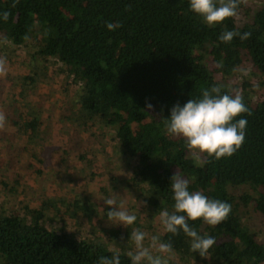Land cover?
Segmentation results:
<instances>
[{
  "label": "trees",
  "instance_id": "1",
  "mask_svg": "<svg viewBox=\"0 0 264 264\" xmlns=\"http://www.w3.org/2000/svg\"><path fill=\"white\" fill-rule=\"evenodd\" d=\"M240 9L245 15L249 11L243 2ZM117 22L121 27L107 29V23ZM225 31L251 35L223 43L219 36ZM0 35L15 46L33 38L31 56L58 64L77 86L76 123L113 131L119 152L135 162V176L145 185L143 200L154 211H174L171 177L176 172L189 181L190 192L231 205L228 219L215 227L202 219L188 221L202 237L216 239L207 258L191 251V238L182 230L173 235L163 229L159 242L201 258L202 264H264V243L238 213L241 202L264 217V99L251 100L242 84L239 93L251 113L237 117L247 120L245 141L231 157L201 154L202 166L183 137L167 132L164 121L174 105L200 99L204 89L220 86L222 94H234L216 74L231 76L244 60L264 83V7L239 25L232 17L209 27L190 10V0H0ZM39 124L34 115L18 122L25 132L37 131ZM239 186L262 192L235 198L230 189ZM74 203L89 218L88 206ZM43 214L32 209L27 219L0 216V264H98L100 257L117 252L120 264H132L127 252L107 249L102 241L44 226Z\"/></svg>",
  "mask_w": 264,
  "mask_h": 264
},
{
  "label": "rangeland",
  "instance_id": "2",
  "mask_svg": "<svg viewBox=\"0 0 264 264\" xmlns=\"http://www.w3.org/2000/svg\"><path fill=\"white\" fill-rule=\"evenodd\" d=\"M243 4L249 11L246 15L244 9L237 11L238 25L248 21L255 9L264 7V0H244ZM34 44L29 37L23 45L15 46L0 35V58L6 59L8 69L0 77V112L6 117L0 128V216L11 213L27 219L32 209H43L44 226L75 238L88 236L92 241H102L107 249L134 253L131 233L139 229L148 234L144 243L149 246L150 238L158 237L163 226L160 212L143 200L145 185L135 176V162L119 152L112 130L101 124L85 129L76 123L77 86L58 64H45L36 53L31 56ZM31 75L32 80L25 79ZM216 77L233 93L240 92L245 83L251 100L264 99L263 79L246 60L233 75ZM33 115L40 122L38 130L20 129L18 122ZM230 190L235 198L262 192L246 186ZM109 198L136 215V221L126 227L110 221L107 212L114 206L104 204ZM74 201L88 206L89 218L81 214ZM238 213L242 223L264 243V217L241 202ZM111 229L112 237H108ZM127 230V236L120 240ZM157 254L153 250V255ZM201 260L173 252L169 264H202Z\"/></svg>",
  "mask_w": 264,
  "mask_h": 264
},
{
  "label": "clouds",
  "instance_id": "3",
  "mask_svg": "<svg viewBox=\"0 0 264 264\" xmlns=\"http://www.w3.org/2000/svg\"><path fill=\"white\" fill-rule=\"evenodd\" d=\"M244 0H190V10L203 18L209 27L222 23L227 18L236 17L237 9ZM7 21L8 13L3 14ZM109 31L121 27L120 23H107ZM250 33L240 34L225 31L219 39L223 43H230L234 37L241 40L250 37ZM7 61L0 58V77L7 74ZM151 109L152 105H146ZM243 114H251L239 92L222 94L220 86L202 90L200 99H189L183 106L176 104L170 110V117L164 119L166 130L170 135L183 137L187 147L193 152L197 164L202 166L201 154L217 160L231 157L243 145L247 120L237 119ZM6 117L0 112V128L4 127ZM174 211L163 210L159 213V222L165 232L178 234L179 231L191 238V251L198 253L201 258H207L209 249L217 243L214 237H202L190 227L188 221L202 219L210 226H217L228 219L231 205L220 200L209 199L200 191L190 192L189 181L177 172L171 177ZM104 204L114 206L107 212L108 219L114 224L132 225L137 217L129 214L123 204H117L113 198L106 199ZM147 233L135 229L131 239L135 245V252H129L132 264H169L173 254L171 243L159 242L157 236L150 238L149 246H145ZM153 250L158 253L153 255ZM98 264H120L119 253L111 257H100Z\"/></svg>",
  "mask_w": 264,
  "mask_h": 264
}]
</instances>
